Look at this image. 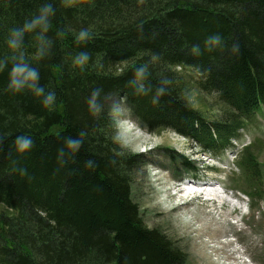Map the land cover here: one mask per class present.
<instances>
[{"label": "trees", "instance_id": "1", "mask_svg": "<svg viewBox=\"0 0 264 264\" xmlns=\"http://www.w3.org/2000/svg\"><path fill=\"white\" fill-rule=\"evenodd\" d=\"M53 2L51 54L36 56L33 33L24 53L39 68L40 83L56 92L55 104L43 105L28 89L13 93L7 69L0 73V264H181L179 248L145 224L133 201V170L143 155L113 141L110 99L123 101L141 128L173 131L201 153L219 158L234 150L245 126L264 120V0ZM41 3L0 0V57L10 54L9 30ZM82 28L86 41L77 39ZM215 34L221 43L205 45ZM82 50L90 59L76 65ZM97 88L99 110L88 105ZM194 90L225 113L207 117L192 101ZM81 131L79 151L58 156L63 137ZM20 133L35 140L23 155L13 147ZM240 158L246 190L264 200L257 158L249 148Z\"/></svg>", "mask_w": 264, "mask_h": 264}, {"label": "rangeland", "instance_id": "2", "mask_svg": "<svg viewBox=\"0 0 264 264\" xmlns=\"http://www.w3.org/2000/svg\"><path fill=\"white\" fill-rule=\"evenodd\" d=\"M185 74L191 77L187 70ZM193 92L195 107L207 117L220 118L225 113L212 96ZM110 103L116 132L113 141L127 154L143 155L133 170V201L145 224L179 248L181 264H264V200L252 199L245 173L238 166L242 152L249 148L260 164L264 189V120L248 123L235 150L216 161L198 155L194 143L173 131L150 132L137 121L132 129L119 125L133 119L132 114L116 97ZM184 155L198 175L182 165ZM191 180L200 182L196 186ZM179 183L186 189L181 193L175 187ZM242 206L247 207V214Z\"/></svg>", "mask_w": 264, "mask_h": 264}, {"label": "clouds", "instance_id": "3", "mask_svg": "<svg viewBox=\"0 0 264 264\" xmlns=\"http://www.w3.org/2000/svg\"><path fill=\"white\" fill-rule=\"evenodd\" d=\"M69 2V0H65ZM56 13V7L53 0H43L37 12L30 17L26 18L22 25L14 26L9 30V34L5 43L10 50L9 55L0 57V73L6 69L8 71L7 88L13 93H19L25 89L30 90L35 96L42 97V103L45 106L54 105L56 102L57 94L54 90H46L45 86L40 83V70L34 66L25 56L24 45L25 37L28 33H33L35 39L38 41L36 48V56L44 58L51 54L53 48V40L47 35L50 26L51 18ZM89 38V32L86 28H82L77 39L86 41ZM221 37L219 34L209 36L205 45L220 44ZM211 50V49H209ZM192 51L198 53L200 51L199 45H193ZM90 59L88 51H79L74 57L76 65L83 66ZM11 63V67L8 65ZM144 68H138V74H143ZM100 95V89H93L90 97L88 98V105L95 110L98 109L97 97ZM85 133L81 131L77 136H64L63 144L58 149V156L64 155L66 152L74 154L79 151L83 144V137ZM5 137L0 135V147L3 145ZM35 144L34 138L25 133H20L15 136L13 147L17 154L23 155L29 152ZM93 161L89 160L88 165L91 166ZM22 174L27 173L26 168H20Z\"/></svg>", "mask_w": 264, "mask_h": 264}, {"label": "bare ground", "instance_id": "4", "mask_svg": "<svg viewBox=\"0 0 264 264\" xmlns=\"http://www.w3.org/2000/svg\"><path fill=\"white\" fill-rule=\"evenodd\" d=\"M179 182H182V179L181 180H179ZM189 182H191V183H195L196 184V186H197V184H199V182L200 181H196V180H191V181H189ZM202 183H204V182H202ZM209 185V184H208ZM199 186V185H198ZM175 187H177V189H178V191H179V193H181V192H183L184 191V189H182V187H179L178 185H176ZM186 190V189H185ZM198 190V189H197ZM201 195L202 194H204L203 192H199ZM209 196H210V194H209Z\"/></svg>", "mask_w": 264, "mask_h": 264}]
</instances>
